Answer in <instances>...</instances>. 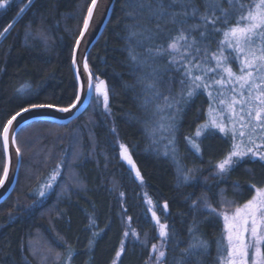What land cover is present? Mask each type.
I'll return each mask as SVG.
<instances>
[{"label":"trees","instance_id":"obj_1","mask_svg":"<svg viewBox=\"0 0 264 264\" xmlns=\"http://www.w3.org/2000/svg\"><path fill=\"white\" fill-rule=\"evenodd\" d=\"M141 2L117 0L112 19L88 58L93 77L107 85L110 110H105L102 97L94 91L88 111L71 124L34 123L19 133L22 164L17 186L0 205V264H67L69 248L73 252L70 264H155L162 243L166 264H176L188 248L194 218L210 245L206 264H217L218 242L226 245L219 213L251 199L253 184L264 186V161L258 159H245L229 173L217 174L215 165L229 151L230 133L209 129L196 136L197 129L210 119L209 106L219 107L217 99H210L203 89L187 103L180 96L183 65L191 61L193 74H201L195 65L205 62L204 53L190 49L187 56L170 50L158 55V46L166 48L169 35L179 26L158 17L154 10L140 8ZM244 2L253 4L254 0ZM90 3L31 0L29 6V0H9L0 9V32L13 24L0 37V133L8 119L33 103L67 107L75 101L72 51ZM199 22L189 19V24ZM133 32L143 35L132 37ZM164 34L167 37L161 39ZM189 39H196L201 49L207 46L208 66H214L211 57L218 52L222 33L201 41L194 32ZM224 47L227 55L231 50ZM130 48L140 61L151 57L162 70L163 79L155 82L154 89L147 87L152 81L145 79L139 63L130 59ZM230 66L238 69L237 62ZM155 91L161 95L152 107L159 112L144 128L141 121L150 111L144 99L153 97ZM173 99L181 103L168 107ZM173 116L170 132L167 126ZM160 124L163 130L158 132ZM151 141L168 154H153ZM193 142L199 144V152ZM121 144L130 152L143 182L123 160ZM4 164L0 135V174ZM178 169L193 170L192 178L183 182ZM54 170L59 175L51 189L45 188ZM39 189L47 195L40 198ZM145 195L153 200L160 223L168 226L166 242L144 203ZM203 197L215 213L203 206ZM227 202L233 206L227 207Z\"/></svg>","mask_w":264,"mask_h":264},{"label":"snow or ice","instance_id":"obj_2","mask_svg":"<svg viewBox=\"0 0 264 264\" xmlns=\"http://www.w3.org/2000/svg\"><path fill=\"white\" fill-rule=\"evenodd\" d=\"M8 3L9 0H0V9L5 8ZM30 4L31 0H29V6ZM225 4H227V7H225ZM96 7L97 0H91V4L87 8V14L83 19V27L75 41V47L77 48L81 43V38L89 29ZM139 7H147L149 10H154L158 17L179 26L174 35H169V43L166 48L163 45L158 46V55H163L169 50L170 52H180L181 47L194 49L196 53L201 51L204 53L203 59L205 62L195 65V70L201 74H193L194 69L191 66V61L183 65L184 72L183 78L180 80L182 86L180 96L183 102L187 103L188 100L197 95L199 90L203 89L207 91L210 99H217L218 105L222 106L213 108L210 105V119L196 131L197 137L209 129H218L219 132L226 135L230 133L231 144L229 151L215 165L217 174L229 173L245 159L264 161V0H258V2L254 0L253 4H247L244 0H201L199 4L197 0H147V3L142 0ZM23 11L24 9H21V12ZM197 18L200 21L199 23L189 24V19L196 20ZM210 25L212 26L211 28L209 27ZM12 27L13 24H8L3 29V32H0V37L9 32ZM194 32L199 33L201 41L211 39L212 33H222L223 39L219 41L218 52L212 54L211 57L212 60H215L214 66H208L207 46L201 49L196 39H189ZM138 35H143V33L133 32L131 34L132 37ZM147 38L151 39L152 37L148 36ZM225 45L227 49L231 50L227 55H225ZM129 57L133 62H141L140 57L132 48L129 49ZM175 62V57H173L172 63ZM233 62L238 63V72L234 71L230 66ZM73 64H77L75 50L73 51ZM83 69L89 73L87 88L89 90L94 88L97 96L102 97L105 110H110L108 107L109 91L105 81L98 76L93 77L91 75L87 58L83 60ZM209 73L214 75L209 76ZM94 80L95 83H93ZM214 85L219 87L214 88ZM147 87L154 89L156 87L155 82H149ZM19 91L23 92L24 88ZM213 91H216L215 98L213 97ZM154 95H159V93L155 92ZM79 100L80 96L77 95L76 101L78 102ZM173 103L179 104L181 100L173 99V102L168 104V107H172ZM54 107L55 105L48 103H33L30 105L31 109ZM75 107L76 103H72L69 107H59L56 110L68 112ZM145 107H147V102ZM29 110L28 107H25L21 111L28 112ZM19 115L20 112H17L8 119L2 129V133H0L6 154L10 141L12 144L16 143V137H10L9 126L12 125ZM170 119L171 122L167 127L171 132L174 128L175 117L173 116ZM169 140L174 144L171 135ZM153 142L155 143V141ZM120 147L121 156L135 170L137 179L143 182L141 173L136 169L135 163L128 154V149L123 144ZM192 147L196 152L200 151L199 144L193 142ZM172 151L173 159H175L174 147ZM167 154L166 150L165 155ZM16 155H20L19 147L16 148ZM178 172L179 177H182L185 183L192 178L193 170L185 172L182 169H178ZM57 175H59V172L54 170L50 180L44 187L51 189ZM8 176L9 164L6 161L2 174H0V187L4 185ZM251 187L255 189V194L251 199L247 200L243 205L235 206V210L231 214L226 212L219 213V215L223 216L225 222L227 244L224 245L222 241L218 242L217 264H264V252H262V245H264V186L258 187L253 184ZM37 195L43 198L47 193L43 189H39ZM221 195L223 196V194ZM221 203L225 204L223 198ZM203 206L208 208L211 213L216 212V209L211 207L207 197H203ZM226 206L232 207L233 202H227ZM163 207L164 210H167V203ZM193 208H196L195 202L193 203ZM152 218L159 225V236L163 238V242H166L169 239L168 226L160 223L155 212H153ZM245 234H250L247 241ZM124 235L127 236L128 233L125 232ZM133 235H136V233H133ZM189 235L188 248L183 250V255L177 260L176 264H206V257L210 255V245L202 238L203 234L199 231V222L195 218L189 228ZM162 249L163 243L157 257H155V264H166V254ZM221 249H226V252L221 251ZM250 249L252 250L251 252ZM156 250L154 245L153 251ZM120 254V252H117L118 257ZM72 257L73 252L69 248L66 257L67 264H70ZM150 259L152 258L150 257Z\"/></svg>","mask_w":264,"mask_h":264},{"label":"water","instance_id":"obj_3","mask_svg":"<svg viewBox=\"0 0 264 264\" xmlns=\"http://www.w3.org/2000/svg\"><path fill=\"white\" fill-rule=\"evenodd\" d=\"M116 2L117 0H97V7L94 9L93 19L92 21H90V26L88 31L81 38V43L78 48L75 47L74 44L73 51L75 50V58L77 64L75 65L73 64V51H72L71 67L77 83V95L80 96V100L78 102L76 101V99L73 102L76 103V107L71 108L70 111L68 112L57 111L56 108H59L58 106H55L54 108H43V109H31L30 107H28L30 109L28 112L19 111L20 115L17 116L16 119L13 121L12 125L9 126L10 137L15 136L16 143L12 144L10 141L7 154L4 151L2 135H1V142H2L5 162L7 161L9 164V176L7 180H5L4 185L0 187V205L3 204L7 199H9V197L13 194L17 186L18 177L22 164L21 154L19 156L16 155V148L18 147L17 137L19 133L23 129L34 123H51L61 126L69 125L72 122L78 120L81 116H83L90 108L93 99L94 88L92 90H89L87 88V80L89 78V73L85 72L83 69V60L84 58H87L88 61L91 51L105 33L112 19ZM93 83L95 82L93 81ZM128 154L131 156L129 151ZM123 160L129 165L127 160H125L124 158ZM149 201H151V203H149ZM144 203L153 217V212H155L156 214V207L154 205L153 200L149 198L147 195H145Z\"/></svg>","mask_w":264,"mask_h":264},{"label":"rangeland","instance_id":"obj_4","mask_svg":"<svg viewBox=\"0 0 264 264\" xmlns=\"http://www.w3.org/2000/svg\"><path fill=\"white\" fill-rule=\"evenodd\" d=\"M166 37H167V35L164 34L160 38L162 39V38H166ZM180 53H182L183 56H187V55L190 54V49H183L182 48L181 51H180ZM139 67L143 71L146 72V75L144 77H145V79H148V81H152V82H156V83L158 81H159V83H160V81H162V79H163V77L161 76L162 75V70H160V68H158V66L156 65V62L151 57H147V58L145 57L143 59V61H141L139 63ZM236 71L238 72V69ZM158 93H159V95H154L153 97L149 96L146 99H144V104L147 102V106L149 105L148 107L150 108V111H148V115L145 116L144 118L142 117L143 119H142L141 122H142V125H143L144 128L147 127L148 125H151V123L155 120V118H156V116H157V114L159 112V109L158 108H155L154 109V107H156L157 98L160 97V95H161L160 91H158ZM152 106H154V107H152ZM237 107H239V106H237ZM156 127H157L156 131H158V132L163 130V125L162 124H160V125H158ZM154 138L155 137H153V139ZM151 145H152L151 147H154L155 148V151L153 150L154 151L153 154H155V153H156V155H157V153L158 154H161V155L162 154H165V152H164V150H163L162 147L156 146L157 145L156 141H155V143L153 141H151ZM234 210L235 209H227V210H223L222 212H226L228 214H231L232 212H234ZM156 211H157V209H156ZM220 217L223 220V224H224V228H225V234L227 236V230H226V227H225V222H224L223 216L220 215ZM249 236H250V234H245L246 241L249 238ZM226 244H227V239H226ZM251 251L252 250L250 249V252ZM262 252H264V245H262Z\"/></svg>","mask_w":264,"mask_h":264}]
</instances>
